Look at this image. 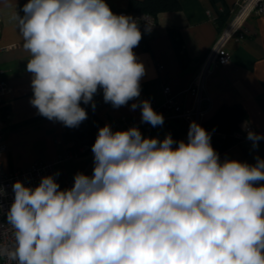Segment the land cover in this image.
Listing matches in <instances>:
<instances>
[{"label":"clouds","instance_id":"1","mask_svg":"<svg viewBox=\"0 0 264 264\" xmlns=\"http://www.w3.org/2000/svg\"><path fill=\"white\" fill-rule=\"evenodd\" d=\"M13 19L29 54L38 114L78 127L98 89L114 108L141 94L146 69L134 53L137 22L105 0H28ZM163 125L149 100L131 105ZM258 147L264 136L249 131ZM174 145H178L174 147ZM91 176L71 188L54 175L12 185L6 213L9 264H264V160H220L211 134L192 121L187 142L145 138L137 127L99 129ZM0 188V195H4Z\"/></svg>","mask_w":264,"mask_h":264},{"label":"crops","instance_id":"2","mask_svg":"<svg viewBox=\"0 0 264 264\" xmlns=\"http://www.w3.org/2000/svg\"><path fill=\"white\" fill-rule=\"evenodd\" d=\"M141 1V0H136ZM28 0H0V80L6 82L10 93L4 99L0 119L2 142L5 152L0 158V170L4 173L23 171L35 163H47L61 159L56 166L60 183L74 181V176L86 170L93 172L94 155L88 153L73 157L72 154L85 141L71 145L64 142L62 122L50 121L38 114L30 103L33 98L32 74L26 70L28 53L23 49V39L14 15ZM130 0H105L115 14L127 10ZM179 10L160 13L155 17L151 33L142 35L133 49L146 69L141 79V94L128 104L114 108L83 106L104 125L113 119L124 117L140 120L141 110L131 109L133 103L142 100L161 105L163 88L169 87L176 102L184 110L195 108L194 99L185 91L198 74L206 53L236 10V0H177ZM224 16L218 27L217 21ZM247 35L242 41L230 40L226 49L231 61L226 67L213 69L206 78L201 93L200 124L209 121L221 107L238 106L245 113L240 128L252 127L264 136V13L252 14L244 23ZM103 97V90L101 89ZM145 138L162 141L171 134L175 141L186 138V124L182 120L164 119L163 125L140 131ZM264 144V139H261ZM177 145H174V147ZM229 160L254 165L256 158L264 160V148L245 156L238 146L225 152ZM264 185V181L255 186Z\"/></svg>","mask_w":264,"mask_h":264},{"label":"built area","instance_id":"3","mask_svg":"<svg viewBox=\"0 0 264 264\" xmlns=\"http://www.w3.org/2000/svg\"><path fill=\"white\" fill-rule=\"evenodd\" d=\"M262 13H264V0H236L235 12L232 14L229 22L206 53L199 67L198 74L191 82L188 89L185 91L194 99L195 108L192 110H184L180 104L176 102V97L172 95L170 88L164 87V102L161 105H156L152 102L151 106L153 110L159 114H162L164 119L184 121L186 124V135L188 134L189 125L192 121H195L201 125V113L199 111V105L202 100L201 93L203 91L206 78L211 74L213 69L226 67L230 63L231 56L226 49L228 41L233 39L242 41L247 35V30L244 28L245 21L252 14L259 15ZM115 14L132 17L137 22L142 35L151 33L155 27V19L148 14L134 13L128 10H120ZM1 75L2 71H0V76ZM9 93L10 88L6 82L0 80V116L4 106V99ZM93 102L95 103V108L100 109L106 107L107 103L104 102V99L101 95V89H98L97 93L94 94ZM93 113L96 114L95 111ZM2 125L3 121L0 119V127ZM105 125H109L113 132L117 130H128L131 127H137L140 131H145L150 129L152 126L150 123L142 122V118L140 120H132L124 117L113 119L103 126ZM251 130L252 127L249 126L244 128L245 132H249ZM98 131L99 129L96 132V137L98 135ZM1 137L2 134L0 132V158L5 152V146ZM70 144L74 145L75 143L71 141ZM89 150V145L87 143H83L77 149V152L72 154V156L77 157L84 155L88 153ZM219 157L221 161L226 159L225 154H220ZM60 162L61 159L58 158V160L53 162L35 163L23 171H16L12 173H4L0 170V188H2L5 193L4 195H0V243H5L8 245H11L12 243V232L10 226L6 222V213L14 198V193L12 191V185L14 182L21 181L25 184V186L36 187L39 185L42 177L54 175L56 173V166ZM83 173L85 175L91 176L93 172L86 170ZM55 179L62 190L71 188L74 184V181L60 183L57 179V176H55ZM0 264H9V262L4 258H0ZM12 264H15V262H12Z\"/></svg>","mask_w":264,"mask_h":264},{"label":"trees","instance_id":"4","mask_svg":"<svg viewBox=\"0 0 264 264\" xmlns=\"http://www.w3.org/2000/svg\"><path fill=\"white\" fill-rule=\"evenodd\" d=\"M127 10L134 13L148 14L155 19L160 13L179 10V5L177 0H130ZM223 19L224 16H221L217 21L218 27L222 24ZM80 106L86 110L88 118L81 122L78 127H65L62 139L65 143L85 141L91 149L96 140V132L103 124L82 103ZM245 117L244 111L238 106L221 107L209 121L201 125L211 134L212 147L219 155L225 154L227 150L234 146H238L245 156L264 148L261 140L258 141V147L254 148L253 142L247 139L248 132L244 131L245 127L240 128V123L245 120ZM251 132L258 134L254 129Z\"/></svg>","mask_w":264,"mask_h":264}]
</instances>
